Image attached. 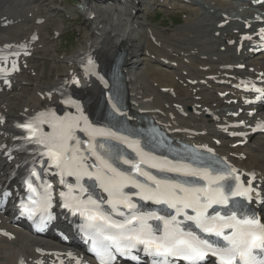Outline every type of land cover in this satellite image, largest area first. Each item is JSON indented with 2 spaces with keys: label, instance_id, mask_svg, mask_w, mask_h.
Listing matches in <instances>:
<instances>
[{
  "label": "bare ground",
  "instance_id": "obj_1",
  "mask_svg": "<svg viewBox=\"0 0 264 264\" xmlns=\"http://www.w3.org/2000/svg\"><path fill=\"white\" fill-rule=\"evenodd\" d=\"M43 1L49 7L47 10L39 6ZM136 1L84 0L85 6H92L98 11L103 8L101 3L112 6L103 8L112 14H101L95 19L94 37L87 36L83 45L93 48L105 64L112 61L111 56L114 57L118 47L123 46L128 56L124 68L127 69L126 84L131 109L146 111L145 114L156 117L173 136L216 147L220 155H226L237 167L245 172H256L262 178L264 196V135H253L243 147L233 148L231 143L234 140L228 138L224 127H220L227 121L221 107H227L225 100L233 95L219 96L220 92L232 91L230 84L237 79L234 74L247 72L251 66L264 70L261 61L264 52L250 56L237 48L240 36L252 27L256 29L260 23L254 22L244 27L247 21L245 15L249 12H245L241 20L229 17L230 9L234 10L232 0H174L177 7L183 10L187 8L189 12L185 16L186 24L180 29L170 28L158 33V29L151 25L149 27L148 18L142 12L153 4L151 0ZM161 2L164 7L175 6L170 0ZM58 6L55 0H0V43L5 39L28 38L31 31H37L40 37L36 43L33 41L35 44L30 43V54L21 60L20 72L10 77V90H0V116L6 120L0 125L2 140L15 119L56 99V80L46 81L44 65L49 61L52 66L61 67L66 60V56L61 59V56L55 55L54 43L46 37V26L52 20L48 12H57ZM206 8L224 15L206 12ZM30 15L32 18H29ZM37 16L43 17L44 21L36 23ZM248 17L253 16L249 14ZM221 21L225 22L224 26H219ZM239 23H243L242 27L238 26ZM197 24L199 31L195 26ZM60 28L58 25L56 29ZM240 63L244 64V68L236 69L235 66ZM229 64L233 68L224 69ZM164 87L172 90L174 96L168 91L162 92ZM76 92L88 108L98 100V86L93 81H83V86ZM41 93L43 98L39 96ZM49 93L50 97L47 96ZM187 105L191 107L189 112ZM179 110H183L185 116L180 115ZM259 114L264 115V109ZM184 128L197 133L183 131ZM214 139H218L219 143L215 144ZM235 153L238 155L234 156ZM241 156H245L244 159ZM9 168L11 166L0 161V171L3 170L0 182L6 178ZM11 233L12 237L0 235V264H37L38 257L43 259L42 264H51V261H55L54 248H66L58 245L55 239L31 236L25 229L15 228ZM48 243H54L55 247L46 246ZM86 260L93 264L90 257H86Z\"/></svg>",
  "mask_w": 264,
  "mask_h": 264
},
{
  "label": "snow or ice",
  "instance_id": "obj_2",
  "mask_svg": "<svg viewBox=\"0 0 264 264\" xmlns=\"http://www.w3.org/2000/svg\"><path fill=\"white\" fill-rule=\"evenodd\" d=\"M261 34L264 37V29H261ZM4 59L6 62V58ZM87 65L86 70L96 74L92 59H88ZM16 70V63L13 61L11 69L0 67V77H4L7 82L6 77ZM72 82L79 84L76 79ZM253 88L260 93L257 99L264 98V89L255 88L254 85ZM63 103L74 107L75 113L66 112L63 116H58L54 111L47 110L37 113L16 127L27 133L24 137L26 142L37 145L39 154L47 157L49 166L58 170L62 184L65 183V175L76 178L75 186L68 184V191L60 192L61 206L74 215L79 213L86 218L87 226L81 230L91 241L92 250L100 264H113V249L117 253L131 255L138 245H142L143 251L153 257L152 264H172V260H183L186 264H208L209 257L215 258V264H264V223L254 212L241 211L235 199L240 197L252 200V193L255 191L252 180H249L246 186L240 181L239 175H236L235 168L218 159H201L198 165L193 166L183 160L172 161L151 156L139 147L138 141L129 140L109 128L94 126L84 114L79 101L68 97ZM2 122L0 118V123ZM44 125H47L50 131H45ZM257 127H264V124L257 123ZM77 132L84 133L88 139L82 140ZM98 137L103 138V142ZM111 140L127 144L139 159L125 158L119 149L108 143ZM84 145L87 147H83ZM90 156L96 159V163L91 166L87 163ZM121 162L130 168L121 169ZM145 163L165 175L157 177L144 171L141 165ZM90 167L96 171H90ZM133 171L145 177L146 181H151V184L138 181L131 175ZM168 173L174 175L169 176ZM31 174L37 175L35 169ZM83 176H95L100 181L109 194L108 203L112 205L113 211L117 210L120 204L130 209L135 208L131 195L123 191L131 184L140 190L134 193L135 195L145 200L167 204L175 209L176 216L184 214L186 219L195 221L201 232L215 235L221 238L223 243L209 241L194 232L182 230L176 216L133 212L123 222L114 221L100 209L91 195L86 200L81 199L86 192L80 184ZM252 179H255L254 173ZM25 184L30 195L27 201H20V214L34 221L38 217L37 227H47L48 223L55 219L50 211L52 186L46 184L42 186L43 191H38L31 180H26ZM76 188L79 189L80 195L75 194ZM230 203L235 210L230 209L226 215L219 212L211 215L208 213V209L213 205L227 206ZM186 209H192L195 215L188 216ZM149 219L163 222L161 234L157 235L160 230L153 229L147 223ZM132 259L135 260L136 257L133 256Z\"/></svg>",
  "mask_w": 264,
  "mask_h": 264
},
{
  "label": "rangeland",
  "instance_id": "obj_3",
  "mask_svg": "<svg viewBox=\"0 0 264 264\" xmlns=\"http://www.w3.org/2000/svg\"><path fill=\"white\" fill-rule=\"evenodd\" d=\"M170 1L173 4L176 3L174 0H170ZM55 2H56L57 6L59 5L58 6L59 8H71V7L75 8V6L79 4V0H55ZM151 2L153 4L150 5V7L147 11H144V12L148 13L147 15L145 13V16H146V19L148 18L147 23H149V27L151 25L153 28L158 29V33H159L160 31H163V30H171L174 28L180 29V28H183L185 26V24H186L185 16L189 13V12H187L188 11L187 8H185L186 10L180 9L179 7L167 9V8H165L167 6L161 7V5L156 6L154 8V5L156 2L154 0H151ZM43 3H42V5L46 9H48L49 7H48L47 3L44 1H43ZM58 10H57V12L50 14V15H52L51 16L52 20L46 26V30H47V32L49 31L48 32L49 35L48 34L47 35L50 36L52 33L51 30L53 27L58 26V25L61 26L62 34L58 39L53 40V43H54L55 55L62 57V56L71 55L75 51H77V47H79L81 45L80 41L84 40V37L77 34V33L83 32L85 34V31L87 29L84 27L83 24L80 23V18L77 19L76 17H73V18L67 19L64 17L62 9H60L59 11ZM206 10H208V9H206ZM185 12H186V14H185ZM217 14H218V12H217ZM55 23L57 25H55ZM195 26H196V29H198L197 31H199L200 30L199 24H197ZM77 29H78V31H77ZM137 30H139V29H137ZM51 43H52V41H51ZM141 43H143V40L141 41ZM115 49H114V51H115ZM111 58H113V56H111ZM39 63H41V62H39ZM49 64H50L49 61H46L45 65H44V74L46 76L47 82H50L52 79L59 78V76H61L64 73V70H66V68L68 66L66 62H63L61 67L60 66L54 67V66H52V64H50V65ZM65 64H66V66H65ZM39 66H41V65H39ZM62 66H64V67H62ZM187 108L189 110H187ZM186 110L190 111L191 107L189 105H187ZM221 110H224V109H221Z\"/></svg>",
  "mask_w": 264,
  "mask_h": 264
}]
</instances>
